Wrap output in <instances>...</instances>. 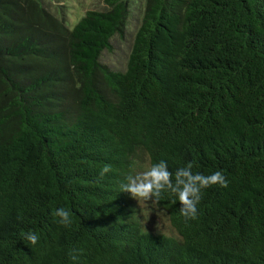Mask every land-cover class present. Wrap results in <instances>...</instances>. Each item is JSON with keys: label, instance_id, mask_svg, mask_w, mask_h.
<instances>
[{"label": "trees", "instance_id": "1", "mask_svg": "<svg viewBox=\"0 0 264 264\" xmlns=\"http://www.w3.org/2000/svg\"><path fill=\"white\" fill-rule=\"evenodd\" d=\"M104 1L0 0V264H264V0H145L123 70L130 0ZM142 161L227 186L187 221L164 193L151 232L120 188Z\"/></svg>", "mask_w": 264, "mask_h": 264}, {"label": "clouds", "instance_id": "2", "mask_svg": "<svg viewBox=\"0 0 264 264\" xmlns=\"http://www.w3.org/2000/svg\"><path fill=\"white\" fill-rule=\"evenodd\" d=\"M150 160V157L148 158ZM144 171L134 172L126 177V182L120 185L121 192L131 195L139 205H142L144 212L137 216L138 223L146 230V223L152 212V207L157 205L162 195L166 192L174 194L181 205L180 214L184 219H196L198 214L197 205L201 199L203 189L213 185L221 187L227 186V181L221 171H216L211 175H203L192 172V165L179 168L173 173L168 170L167 164L160 161L155 164H145ZM110 166L105 165L100 175L103 176L110 171ZM149 201L151 204L149 205ZM54 215L59 218V223L65 227L72 224V214L65 208H58ZM158 216V215H157ZM142 217V218H141ZM159 217V222L155 225L158 234L162 233L166 221ZM29 244L35 245L39 236L34 232L21 234ZM75 259V256L72 257Z\"/></svg>", "mask_w": 264, "mask_h": 264}, {"label": "rangeland", "instance_id": "3", "mask_svg": "<svg viewBox=\"0 0 264 264\" xmlns=\"http://www.w3.org/2000/svg\"><path fill=\"white\" fill-rule=\"evenodd\" d=\"M53 3L59 7H62L63 11L66 13V17L71 24H75L81 17H83L88 11H102L106 8V3L104 0H52ZM145 0H130L129 4V16L126 28V34L124 38L120 39L116 37L112 41V49L109 52H105L102 57V62L108 65L114 70H123L128 62V57L132 48L133 40L135 34L140 26L143 8ZM143 162V163H142ZM139 163V168L136 172L144 171V165L147 162L142 161ZM135 205L140 210V214L144 212L142 205L134 199ZM149 205L151 201L148 202ZM166 221L164 228L162 230L163 234H173L172 227L168 220V217L161 212L157 206L152 207V212L149 215V219L145 225L146 229L151 232H156L155 225L159 222V217ZM142 218V217H141Z\"/></svg>", "mask_w": 264, "mask_h": 264}]
</instances>
